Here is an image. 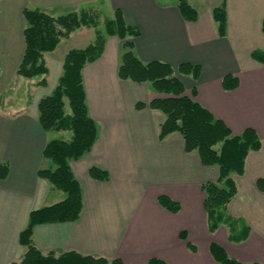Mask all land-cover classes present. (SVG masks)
<instances>
[{
  "label": "crops",
  "instance_id": "1",
  "mask_svg": "<svg viewBox=\"0 0 264 264\" xmlns=\"http://www.w3.org/2000/svg\"><path fill=\"white\" fill-rule=\"evenodd\" d=\"M187 1L198 12L197 21L182 16L177 0H0V163L10 167L8 177L0 178V264L24 255L19 236L30 213L65 198L38 174L40 168L53 167L43 151L55 139L52 134L61 133L43 129L38 105L56 88L68 52L84 49L96 38L94 28L82 27L62 39L57 46L66 44L62 54H45L48 85L38 86L42 77L17 74L25 51L23 11L39 8L60 16L105 6L113 17L120 9L127 24L139 29L135 53L143 62L171 65L186 94L192 96L196 88L195 99L234 134L257 131L262 147L250 152L243 175H233L238 192L226 209L240 221L238 232L249 231L238 242L230 240L226 225L210 232L202 186L218 180V167L205 166L198 152H188L179 133L160 139L165 114L151 107L139 110L137 104L163 94L151 83L119 78L122 41L107 36L102 56L83 70L89 113L99 132L92 149L70 162L82 187L81 217L35 226L34 245L43 253L74 251L123 264H148L152 258L168 264H220L211 254L214 242L242 263L264 264V192L257 185L264 179V63L252 57L264 50V0ZM223 3L224 37L213 15ZM184 63L200 67L197 79L177 72ZM229 74L240 82L231 91L223 87ZM93 167L107 171L109 180L94 179ZM162 195L181 210L162 207Z\"/></svg>",
  "mask_w": 264,
  "mask_h": 264
},
{
  "label": "trees",
  "instance_id": "2",
  "mask_svg": "<svg viewBox=\"0 0 264 264\" xmlns=\"http://www.w3.org/2000/svg\"><path fill=\"white\" fill-rule=\"evenodd\" d=\"M178 8L187 21H197L198 12L187 0H177ZM95 10L73 11L66 15L55 16L39 8H26L23 15L26 21L24 29L25 51L17 74L25 78L42 77L38 86L48 85L49 67L45 54L53 52L62 39L68 38L82 27H93L95 40L84 49L68 52L63 63V72L52 94L43 97L38 105L39 121L46 132H71V138L50 140L43 151L44 159L51 161L53 167L40 168L38 174L47 180L54 189L65 194V198L56 204L46 206L30 213L29 224L19 236L20 244L26 251L22 258L11 264H123L120 259L83 255L74 251L57 255L54 252L43 253L33 242V231L40 224L74 222L80 219L83 210V194L80 182L75 177L70 162L82 158L94 146L98 138V124L89 113L86 88L83 78L84 67L98 60L105 49L107 36H117L122 41L121 63L118 76L122 80L136 83H151L154 90L163 96L153 98L148 104L139 102L137 109L151 107L162 111L166 119L160 128V139L164 140L173 133H179L185 140L188 152H198L205 166H217L219 178L216 182L208 181L202 189L206 195L204 208L208 218L210 232H215L221 225L230 229V240L240 241L249 231L247 227L238 230L240 221L231 218L226 209L238 192L233 175H243L246 159L250 152L258 151L262 141L253 128L245 129L236 135L221 119L203 107L195 98L186 94L183 82L175 75L169 64L152 61L143 62L135 53L134 40L140 36L139 29L125 21L120 9L113 18L104 23V32L99 28L100 13ZM214 19L222 37L227 33L226 4L213 11ZM264 32V22H263ZM254 59L264 63V51L252 53ZM178 73L199 76L200 67L184 63L178 67ZM237 76L229 74L223 78V87L231 91L238 88ZM9 164L0 163V178L6 179ZM90 175L94 179L109 180V173L93 167ZM264 192V179L257 182ZM162 207L178 213L181 206L168 196H160ZM189 248L196 251V246L189 243ZM211 254L220 264L242 263L229 256L217 243H211ZM148 264H168L152 258ZM262 264V263H250Z\"/></svg>",
  "mask_w": 264,
  "mask_h": 264
},
{
  "label": "rangeland",
  "instance_id": "3",
  "mask_svg": "<svg viewBox=\"0 0 264 264\" xmlns=\"http://www.w3.org/2000/svg\"><path fill=\"white\" fill-rule=\"evenodd\" d=\"M109 8L110 7H108V6L106 7L105 6V7H101V9H99L98 7L97 8L94 7V9H92V10H95V11H92V12L98 11L100 13V19H99V24L100 25H99V28H100V30L102 32H104V23H105V21L108 20V19L113 18V15L110 14L111 13V9L109 10ZM77 12H79V11H77ZM65 49H66V44H63L62 46H60L59 48H57L55 50V52L49 53V55H54L55 54L56 56H59L60 54H62L64 52ZM258 51L262 52L264 50L258 49ZM1 99L2 98L0 97V102H1ZM0 108H2L1 107V103H0ZM71 135H72L71 132H61L58 135L52 134L51 138H55V139L56 138L70 139L71 138Z\"/></svg>",
  "mask_w": 264,
  "mask_h": 264
}]
</instances>
